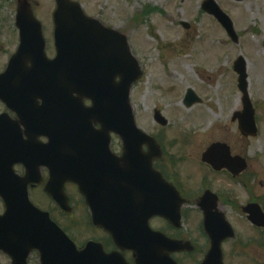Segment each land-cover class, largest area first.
Here are the masks:
<instances>
[{
    "label": "rangeland",
    "instance_id": "374dc122",
    "mask_svg": "<svg viewBox=\"0 0 264 264\" xmlns=\"http://www.w3.org/2000/svg\"><path fill=\"white\" fill-rule=\"evenodd\" d=\"M14 1L0 0V69L18 46L17 36L5 27V22L14 23ZM75 1L82 4L87 15L127 36L144 73L131 92L137 125L161 140L164 160L178 171L176 179L185 194L196 198L207 186L219 195L237 235L226 246L227 263L264 264V231L252 227L241 210L252 200L264 210V0H214L233 21L238 43L202 10L206 0ZM36 3V13L46 35V51L52 58L54 0ZM149 8L157 11L147 12ZM240 56L247 64L248 91L259 129L258 136L253 138L241 136L238 123L232 121L234 113L243 108L242 94L237 89L238 75L233 72L234 62ZM188 90L200 102L190 109L184 105ZM155 110H160L168 121L166 127L154 120ZM201 111L210 118L204 127L190 123L192 118L201 116ZM114 139L119 145L120 141ZM214 143L227 144L233 155L246 160L248 168L239 179L215 173L202 164L203 153ZM69 193L76 197L72 188ZM37 195L44 200L41 191ZM43 206L49 211L54 208L52 204ZM55 216L61 221L58 214ZM64 223L71 227L78 244L98 236L89 229L81 209ZM197 223L198 215L191 214L188 224L191 233ZM0 264H11V260L0 253ZM30 264H39L36 255L31 257Z\"/></svg>",
    "mask_w": 264,
    "mask_h": 264
},
{
    "label": "water",
    "instance_id": "95a60500",
    "mask_svg": "<svg viewBox=\"0 0 264 264\" xmlns=\"http://www.w3.org/2000/svg\"><path fill=\"white\" fill-rule=\"evenodd\" d=\"M57 3L58 9L54 19L58 56L55 61H48L42 46L43 56L41 60H37L35 73L38 88L40 87L42 92L46 89L52 92V94L43 92L46 97L37 95L36 99L39 98L48 104V107H53L56 118L60 121L48 130L51 142L45 147H59L60 153L63 149L61 146L67 144L68 148L81 147L85 140L97 137L93 126L101 125V139L107 140L106 149L110 134L115 133L123 140L124 158L133 156L135 163H138L141 169L152 170L153 160L159 157L160 152L155 141L141 133L135 125L129 95L132 84L141 77L142 73L137 61L131 55L127 39L113 30L104 28L97 21L85 17L78 4L71 3L69 0H57ZM203 8L214 15L236 40L231 20L213 0L206 2ZM29 19L33 21L30 9L20 7L18 26L22 31V43L26 40L24 34ZM21 59L22 55L14 56L8 72L14 70L9 78L17 76L18 84L25 78L21 73L23 68ZM235 69L240 74L239 87L244 94V112L236 114L234 120L238 118L239 127L244 136H255L257 129L254 110L247 94V75L242 59L237 62ZM2 78L5 76L0 77V82ZM118 78L119 82H117ZM192 95L193 93L189 92L188 105L195 102ZM0 98H2L1 95ZM85 99L92 100V107L83 106ZM43 109L44 106L41 107V110ZM156 119L162 125H166L159 113L156 114ZM44 135L48 136L47 131ZM61 138L65 141L63 142ZM23 143L27 147L41 146L37 138L23 140ZM144 144L149 147V154H144L141 150ZM135 147H138L137 151L134 150ZM66 153L64 151L62 155L65 156ZM53 154L58 155V152L53 151ZM12 158L10 175L13 176L11 168L18 163L17 153L10 157ZM203 160L217 171L227 168L234 175L246 168L243 160L231 158L229 149L219 144L213 145L204 154ZM63 161L59 160L56 163L60 164ZM57 164L51 171L52 178L53 174L64 173L57 178L60 183L59 192L53 190L51 184L46 187V192L65 211L70 212V209L67 207L68 200L64 195L63 187L66 181L70 180L78 185L85 197L94 226L103 228L111 234L122 249L126 247H123L121 243L131 244L133 247L127 245V248L134 251L137 264H165L167 255L163 248L160 246L157 248L158 245L155 243L153 255H147L146 246L140 242L144 233L134 228L138 226L135 223V220L139 219L137 215H142L147 221L154 216L176 213L175 217L179 219L184 201L177 193L175 194L171 186L165 183L161 175L144 171L148 173V176H145L136 171L132 182L145 189L146 193L143 199L135 196L133 201H127L124 197L117 195L114 187L118 181L106 178V185L105 183L102 185L105 197L101 199V169L96 174L91 171L95 169L93 166L76 161L72 168L76 175L69 177ZM118 164L122 165L124 162L118 161ZM130 164L129 168L133 173L134 170H140L138 167H133L132 163ZM29 183L31 182L28 177L25 179L15 177V180L11 177L6 187H0V195L7 208L6 214L0 217V250L11 257L12 264H27L33 251L40 253L41 264H126L118 254L106 255L101 244L89 243L84 250L78 251L74 243L50 221L47 214L38 211L30 204L27 196ZM122 203L127 204L128 207L123 205L127 211H121ZM199 207L205 214L206 229L213 240L212 250L203 264H223L221 239L233 238L234 233L224 221L223 214L219 213V204L215 196L208 193ZM245 211L251 214L249 219L255 225L264 227V214L257 205L249 206ZM164 217L169 218V216ZM215 220L219 222L218 226ZM156 235L154 234L155 237H153L154 242H159L160 239L157 240Z\"/></svg>",
    "mask_w": 264,
    "mask_h": 264
},
{
    "label": "flooded vegetation",
    "instance_id": "af4514ba",
    "mask_svg": "<svg viewBox=\"0 0 264 264\" xmlns=\"http://www.w3.org/2000/svg\"><path fill=\"white\" fill-rule=\"evenodd\" d=\"M7 115L9 118L11 117L13 119H15L16 117V115L9 110L7 105H5L3 102H0V116H3L6 118ZM2 121L4 122V118ZM5 122L7 124L5 125L2 124V130L3 132L7 134L9 132V119H7V121L5 120ZM22 131L23 132L26 131L24 126H22ZM20 168H22V166H20L19 169ZM45 173H46V169H42L43 176ZM163 174L167 178V180L170 181L172 184H174L175 187L182 194L183 191H182L180 184L175 183L176 182L175 174H170L169 172H166V171H163ZM187 214L188 213L186 212L184 213L182 212L183 226L179 228H176L170 225L166 220H162V219L152 220V224L155 223L158 230H160L162 233L167 235L172 240L192 242L194 246V251L192 253H177L173 255V258L175 259L177 264H201V262L203 261V259L205 258V256L207 255L210 249L211 242L203 228V215L201 213H198L199 214L198 227L195 229V231L192 230V233H191L189 228H187L185 225L187 221V218H186ZM61 215L63 214L61 213ZM194 234L197 235V238L193 237ZM101 238H103V240L105 239L108 241V244L106 246V249L108 252H111L116 249L111 238L107 237L103 232H101ZM103 240L101 239V242ZM225 244H227V242ZM130 256H131L130 254H125V257L129 259H130ZM196 258H199V259H196Z\"/></svg>",
    "mask_w": 264,
    "mask_h": 264
},
{
    "label": "bare ground",
    "instance_id": "6f19581e",
    "mask_svg": "<svg viewBox=\"0 0 264 264\" xmlns=\"http://www.w3.org/2000/svg\"><path fill=\"white\" fill-rule=\"evenodd\" d=\"M209 120V116L205 112L201 111V116L198 118H192V120H190V123H194L197 124V126L204 127L209 122Z\"/></svg>",
    "mask_w": 264,
    "mask_h": 264
}]
</instances>
